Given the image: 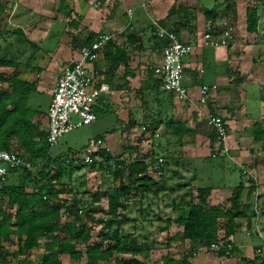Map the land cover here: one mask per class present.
<instances>
[{"label": "crops", "instance_id": "0c3cea01", "mask_svg": "<svg viewBox=\"0 0 264 264\" xmlns=\"http://www.w3.org/2000/svg\"><path fill=\"white\" fill-rule=\"evenodd\" d=\"M142 1L145 0L133 3L132 16L129 18L126 10L130 6L115 11L113 6L109 5L110 0L99 6L94 5V0H0L4 4V9L0 13V25L11 31L13 28L21 31L18 32L20 34H16L17 31L14 32L15 34L10 31L2 39L1 45L4 46L1 53L12 59L16 67L4 66V69L0 70L34 83L35 90L29 95L28 103L32 108L39 109L33 119L38 121L39 129L46 132V110L60 68L64 63L79 57V47L84 43L88 33L97 31L110 33L111 38L108 41L125 51L124 62L121 61L112 68V53L106 52L103 45L94 57L86 61L85 69L97 87L104 86L94 105L100 106L104 111H115L126 123L121 124L120 128L105 137H101V145L110 150L118 137L124 134V130L132 135L141 128V133L144 135H150L152 138L159 135L165 137L163 123H158L153 133L145 127L148 126L147 120L150 117L157 119L170 115L173 120L181 121L182 126L187 129L181 145L182 152L188 154V159L199 156L198 153L191 154L196 152L194 151L196 143L193 141L199 139L198 142L207 143L206 157L226 156L230 161L238 163L241 172L239 182L243 184L241 199L251 203V207L246 210L251 214L250 219L247 216L237 217L233 231L227 228L224 234L219 233L220 236L226 235L224 239L220 238L221 241L232 242L233 251L230 254H220L198 246L195 247L196 253L191 256L189 264H264V256L255 252V246L261 244L264 238V212L260 207L264 200V149L260 141L252 139L253 123H261L264 120V80L257 81L253 65L248 67L243 65V48L238 33H234L232 41L225 46L200 45L202 30L208 22L203 16V23L196 20L194 32L190 33L188 29H182L178 34L180 38L194 45L193 50L183 57L182 81L189 91V98L185 101L176 99L174 95L169 98L168 92L162 90L161 84L158 87L155 85L153 77L147 72V67L160 60L161 41H163L154 35L152 20L157 19L169 28L176 25L174 18L167 16L174 0L167 2L149 0L141 4ZM151 1L153 3H150ZM183 1L187 2L186 5H192L189 0ZM259 1L235 0L237 6L242 3L246 5L245 8ZM61 6L62 14L59 10ZM137 6L141 9L137 10ZM75 15L82 18L79 20ZM68 18L75 24L69 25ZM243 19L244 32L256 36L255 32L246 30L245 13ZM214 23L221 24L218 19ZM241 29L240 26L238 31ZM83 34L86 36L84 37ZM254 41L256 37L252 43L244 47L251 48L250 46L257 45ZM245 81L250 83L246 84ZM202 84H216V88L210 94L208 107L221 114L226 120L229 145L227 154L212 155L214 137L198 113L197 99ZM256 86L257 90L252 89ZM247 88H251V91L255 90L254 94L251 93L248 97L245 93ZM41 97H44V103L40 102ZM134 100H138V107L141 106V115L138 113L134 116L130 115V105L134 104L132 103ZM186 140L191 142L185 144ZM182 159L184 157L180 160ZM227 165L224 160L220 163L223 167ZM207 185L211 187L207 195L209 204H221L224 207L230 205L234 187L229 188L215 183ZM177 191L183 193V200L191 197L196 199V190H190L188 184L174 190L170 195V201ZM151 194L154 198H161L160 192L157 193L158 195ZM142 206L146 208L139 207V218L145 214V211L151 210L147 205ZM171 207L170 213L156 214L155 226L159 232L156 234L157 237L153 239L145 233L141 240L148 242L151 248L166 246L167 249H173L176 254L170 256L180 257L193 248V242L187 238L178 241L172 237L182 229V225L172 220L178 213L177 203L172 201ZM131 219L135 220V217L132 216ZM148 221L151 223L150 220ZM139 226L145 229L141 222ZM224 229L225 227H220L219 231ZM242 235L249 240L244 241ZM254 236L257 237V241L251 242ZM152 242L156 246H153ZM143 254L144 259H141L143 264L153 262L149 256H146L150 255L147 250ZM101 262L102 259L99 260V264ZM63 264L69 263L63 262Z\"/></svg>", "mask_w": 264, "mask_h": 264}, {"label": "trees", "instance_id": "16d2710c", "mask_svg": "<svg viewBox=\"0 0 264 264\" xmlns=\"http://www.w3.org/2000/svg\"><path fill=\"white\" fill-rule=\"evenodd\" d=\"M222 5L232 17H235L233 0H223ZM220 6L215 4L212 7H203L205 20L214 23ZM3 9L4 4L0 2V13ZM260 10L264 13V0L247 6L245 22L246 30L259 34L258 39L261 40L260 37L262 35L264 37V29L262 34L259 33ZM174 12H181L188 31L194 32L195 23L191 22L194 19L192 9L179 4L176 8L171 6L167 14ZM67 23L75 24L69 18ZM171 29L177 34L181 30L178 22ZM10 31L0 25V67L11 65L16 67L12 59L1 53L4 46L1 45V41ZM11 32L21 33L17 28H13ZM93 34L88 33L84 43L89 42ZM161 42L163 44V41ZM103 48L106 52L112 53V68L126 59L125 51L110 41H107ZM147 72L153 77L158 87L161 79L154 74L153 68L147 67ZM0 82H7V87H0V149L14 150L13 141L16 140L17 146L14 151L30 161L28 166L9 168L5 179L0 181V264H7V256H14L17 252L34 248L39 244L41 237L47 239L37 264H63L60 253H66L69 257L78 259L82 257L83 252L88 259L86 264H99L102 257L113 258L114 264H143L135 255L150 250V244L139 239L133 231H124V225L130 220L125 213L128 203L126 193L131 192L132 189L153 194L174 190V186L167 184V179L163 177L164 171L161 180L155 179L149 172V164L156 158V153L150 149L129 161L124 158L113 160V176L122 177L127 171L126 181L121 180L111 189L93 191L87 197L89 201L86 205L83 203L85 198L77 196V190L65 188L66 182L63 176L65 173L70 176L73 170L82 166H87L90 170L98 168L109 171L112 156L107 148L99 147L95 154L99 155L100 159L94 158L91 162H84L82 159L74 161L70 155L51 157L46 132L40 130L38 121L33 119L39 109L32 108L28 103L29 95L35 90L34 83L18 78L15 74H6L2 70H0ZM162 90L168 92L169 98L173 96L171 91L164 88ZM93 107L96 114L104 111L98 105ZM158 123L164 124L166 141L173 142V146H177L176 149L174 147L172 150H165L166 158L162 155L163 169H165L169 164V158L176 164L182 158L181 145L187 129L182 126L181 121L173 120L170 115L157 119L150 117L147 120L148 126L145 127L153 133ZM252 139L260 141L264 149V120L261 123H253ZM186 185H188L186 181H178L175 187ZM242 187L241 182L234 187L228 207L207 202L210 185H198L196 199L192 197L182 199L181 203L177 204V215L172 218L173 221L182 225V229L172 237L178 241L190 239L193 242V248L180 257H165L164 264H189V258L193 255L195 247L210 245L226 236L219 235L220 227H227L233 231L237 217L247 216L250 219L251 214H248L246 210L251 207V203L242 201ZM85 192L87 191L83 189V194ZM63 193L69 194L70 199L62 195ZM102 196L107 199L106 207L99 203ZM1 198L6 199L7 208L2 205ZM181 198H183L182 195ZM260 207L264 212V200ZM98 211L103 214L95 215ZM168 220L171 221L170 218ZM83 221H88V225ZM96 225H99L97 229ZM12 234L16 236L18 243L16 251L4 249ZM93 236L98 239L92 241ZM77 242L84 244V251L77 246ZM232 251L233 249L230 253ZM120 253L131 255L124 257ZM217 253L225 252L223 248H220ZM25 256L27 257V254Z\"/></svg>", "mask_w": 264, "mask_h": 264}, {"label": "rangeland", "instance_id": "374dc122", "mask_svg": "<svg viewBox=\"0 0 264 264\" xmlns=\"http://www.w3.org/2000/svg\"><path fill=\"white\" fill-rule=\"evenodd\" d=\"M138 0H110L109 5L111 4L113 6V9L119 10L126 6H132L133 3L137 2ZM164 2H167L169 0H161ZM173 1V0H172ZM235 17H232L230 15V12H227L224 8V5H222L223 0H189V2L192 5H186L185 1L183 0H174L172 4L170 5L176 8L179 4L186 5L190 7L194 13V19L191 21L193 23H196V20L203 23V7H212L215 4L221 5L217 10L218 14L216 19L220 20V23H230L234 26V33H238V38L240 39V42L242 43V53H243V65L244 66H251L253 65L255 67V76L257 78V81L260 79L264 80V47L263 46V35L258 39L259 34L256 36H252V34H246L244 32V13L246 14L245 6L244 4L240 3L236 4L235 0ZM150 3H153L151 1ZM107 5V6H109ZM138 5V4H137ZM153 5V4H152ZM106 6V5H104ZM69 7V6H68ZM103 7V6H102ZM140 7V6H139ZM137 6V10L141 9ZM95 9V8H93ZM62 14V6L59 9ZM70 11V9L68 8ZM167 16H170L174 18V21L179 23V27L182 30H186L187 24L183 19L182 13H171ZM79 20L82 18L79 15H75ZM260 19H259V33L262 34L264 29V13L260 10ZM57 19V18H56ZM76 19V18H75ZM78 21V20H76ZM241 26V31H238ZM72 28H74L73 25H71ZM77 27V26H76ZM245 33L244 35H242ZM84 37L86 36L83 34ZM254 43H257V45L250 46L251 48L244 47L246 44L252 43L253 40H255ZM254 38V39H253ZM0 69H4L1 67ZM6 74H9L8 71L5 72ZM246 84H249V81H245ZM258 83V82H257ZM6 82H0V87H6ZM257 90L258 87H253L252 89ZM251 88H247L245 90L246 95L249 97L250 94H254L255 90H250ZM45 96V95H44ZM41 101H45L44 97L40 98ZM249 100V98H248ZM254 100V97H253ZM250 101L251 98H250ZM137 101L134 100V104L130 105L131 112L130 115L138 113L139 115L142 114L141 106L138 107ZM42 103V104H43ZM136 103V104H135ZM140 117V116H139ZM126 123L124 122L121 117H119L118 113H116L113 110L109 111H102L99 112L97 115V118L92 121L91 123L84 124L81 126H78L72 130H69L65 132L63 135H61L57 142L52 145L49 149V154L51 157L58 156V155H76L81 153V151L89 144L90 140L96 139V137H105L107 134H110L112 132V129L117 130V128H120L121 124ZM138 131V130H137ZM136 131V132H137ZM142 129L140 128L139 132L129 135L127 130H124V134L122 133L118 139L115 141V143L110 148L109 153L112 156V159L110 160V170L106 169H89L87 166H82L79 169H75L71 172L70 176H68V173H65L63 176L64 181L66 182L65 188H70L72 191L77 190V196H82L85 198L83 199V203H88L87 197H89V194L93 191H97L100 189H111L114 186H117L118 183L124 179L126 181L127 171L124 172L122 177H114L113 176V160L117 158H124L126 161L131 160L135 156L142 155V153L153 150L156 155H163L164 158L167 152L165 150H172L175 146H173V142H167L166 136L163 135L156 136L152 138L150 135H144L141 133ZM199 140V139H198ZM193 141L196 143L194 151L191 152V154L198 153L199 156L197 157H190L188 159V154L185 152H182V157L184 159L179 160L176 163L171 160V158L168 159L169 164L163 169L165 172L163 177L167 179V184L173 185L174 190L179 189L181 187H175L176 183L178 181H186L189 184V188L196 190V187L198 185H207L211 183L219 184L221 186H226L229 188L235 187V185L241 180V172L240 167L238 163L230 161L226 156H218V157H206L207 154V143H204L201 141L198 142ZM190 140L184 141L185 144L188 143ZM191 142V141H190ZM129 145L131 148H129ZM17 142L16 140L13 141V147L14 150H16ZM152 147V148H151ZM177 147V146H176ZM175 147V149H176ZM129 148V149H128ZM182 149V147H181ZM80 150V151H77ZM74 151H77L76 153H73ZM26 155V153H23ZM190 154V153H189ZM100 159V158H98ZM102 159V158H101ZM181 159V158H180ZM79 160V159H78ZM225 161L228 165L226 167L220 166V163L222 161ZM188 163H185V162ZM150 174L157 180L162 179V175H158L155 173L150 167H148ZM175 170V172H174ZM83 189H85L87 192L83 194ZM186 189V187H185ZM174 190H165L160 191L161 198H154L151 193H141L139 190L132 189L131 192L126 193L127 197V208L126 213H128V217H135V220H129L124 225V231H133L135 234L138 235V237L141 239L145 233L149 236H152V238H156L157 228L155 226L156 214L163 215L165 213H170L172 201L178 202L177 204L181 203V195L183 197V193L176 192L172 197V201L170 198V195L173 194ZM159 194V193H158ZM157 194V195H158ZM62 195H65L68 200L70 199V195L67 193H63ZM146 196V197H145ZM185 196V195H184ZM1 203L6 207V199L1 198ZM141 201V202H140ZM100 205L103 207H106L107 199L105 196H102L99 201ZM87 205V204H86ZM142 205H147V207L151 210L145 211V214L140 217L139 214V207L141 206L142 209H145L146 207H143ZM7 208V207H6ZM174 209V207H173ZM103 212L98 211L95 213V215H102ZM145 217V218H144ZM143 218V219H142ZM151 223H149V221ZM143 221V222H142ZM86 225H88V221H83ZM142 223V225L145 226V229L143 226H139V223ZM151 225V226H150ZM99 225H96V229ZM141 229V230H140ZM150 230V232H149ZM96 231V230H95ZM227 231V227H225L224 231H219L220 234H224ZM219 234V235H220ZM94 235V234H93ZM171 238V236H170ZM225 238V237H224ZM223 238V239H224ZM242 238L244 241H247L245 236ZM47 238L41 237L39 240V244L35 246L34 248L26 251H20L15 253L14 256H7V264H37L39 262L40 256L44 251V242ZM98 239L96 236H93L91 240ZM151 239V238H150ZM257 241V237H253L251 242ZM153 246H156L154 242H152ZM77 246L84 251V244L82 242H77ZM18 247V243L16 241V236L12 234L10 236L9 242H6V246L4 249H7L9 251H16ZM152 249H159L158 251L152 250ZM196 251V249H195ZM150 255V260L153 262L151 263H157V264H164L165 263V257H171L170 254H176L173 249H167L166 246H157V247H150V251L148 250ZM153 253V254H152ZM27 254V257L25 256ZM28 255H30L28 257ZM101 255V253H100ZM121 256L129 257L130 253H120ZM138 256H140L138 258ZM138 259H144L143 252L140 254L135 255ZM60 258L62 262L69 263V264H86L88 263V259L83 252L82 257L78 259H74L68 256L66 253H60ZM102 262L101 264H114L113 258H107L104 259L101 258ZM18 260H22L23 262H19ZM160 261V262H159ZM150 263V262H149ZM150 263V264H151Z\"/></svg>", "mask_w": 264, "mask_h": 264}, {"label": "built area", "instance_id": "2783aa9c", "mask_svg": "<svg viewBox=\"0 0 264 264\" xmlns=\"http://www.w3.org/2000/svg\"><path fill=\"white\" fill-rule=\"evenodd\" d=\"M108 0H94V5L99 6ZM149 0L142 1L145 4ZM132 7L126 10L128 17L132 16ZM155 35L163 40L160 60L150 67L154 74L161 79V87L171 91L178 100L185 101L189 98V91L183 84L184 64L183 57L189 54L194 45L178 36L171 28L164 26L157 19L152 20ZM234 37V26L230 23L216 24L207 22L202 30L200 45L217 47L228 45ZM111 38V34L97 31L89 42L79 47V57L64 63L60 68L55 83L51 90L48 107L46 110L47 130L46 139L49 147L54 145L58 138L65 132L78 126L91 123L96 119L94 104L103 85L96 86L93 78L86 72V61L96 55L102 46ZM216 84H202L199 87L198 113L204 119L209 131L212 133L215 145L212 155H223L229 151L228 127L224 117L208 107V100ZM145 128V127H143ZM102 140L96 138L81 153L73 155L74 161L82 159L91 162L100 158L95 154L101 147ZM107 148V147H106ZM163 156L158 155L149 167L158 175L163 173ZM20 165H30V161L14 150L0 149V181L5 179L9 168ZM233 247L231 241H215L210 245L201 246L202 249L218 251L224 249L225 254H230ZM255 252L264 256V238L261 244L255 246ZM196 251H193V255ZM191 257L189 258V262Z\"/></svg>", "mask_w": 264, "mask_h": 264}]
</instances>
